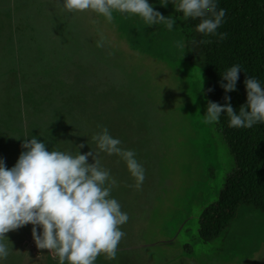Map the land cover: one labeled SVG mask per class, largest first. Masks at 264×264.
Here are the masks:
<instances>
[{"label": "rangeland", "instance_id": "374dc122", "mask_svg": "<svg viewBox=\"0 0 264 264\" xmlns=\"http://www.w3.org/2000/svg\"><path fill=\"white\" fill-rule=\"evenodd\" d=\"M148 2L167 17L161 0ZM113 16L109 23L91 10L69 12L57 0H0V158L12 168L32 136L49 151L98 153L129 220L115 259L102 253L94 264H264L260 211L243 207L227 232L209 243L197 237V214L233 158L215 123H203L205 74L184 59L180 30ZM18 64L23 73L38 68L6 77ZM100 126L136 153L145 169L139 189L130 187L136 181L124 160L92 140ZM32 227L6 234L9 255L0 264H59L37 248Z\"/></svg>", "mask_w": 264, "mask_h": 264}, {"label": "clouds", "instance_id": "9594fccd", "mask_svg": "<svg viewBox=\"0 0 264 264\" xmlns=\"http://www.w3.org/2000/svg\"><path fill=\"white\" fill-rule=\"evenodd\" d=\"M175 11L182 12L185 19H199L196 31L205 36L217 33L226 15L219 9L216 0H171ZM169 0H161L167 6ZM57 5L69 12H92L103 15L113 22L114 12L140 17L148 26L165 24L172 30L176 21L154 10L148 0H57ZM201 40L198 43H207ZM197 41L193 40V44ZM104 46V39L97 47ZM178 46L183 47L182 44ZM239 64L226 69L221 87L225 92L236 90L241 71ZM246 73V72H245ZM223 81H227L224 83ZM247 102L239 111L232 107L231 98L225 95V105L209 100L203 123L219 122L222 113L229 118V127L251 128L264 123V86L259 80L246 75L244 81ZM209 92L212 89H208ZM93 135L97 148L108 155H118L139 189L145 179V169L136 159L133 150L120 147L121 141L113 138L107 127ZM24 151L12 168H7L0 158V259H7L9 248L3 241L7 233L31 224L32 237L39 250L54 252L59 264H94L100 254L106 259H115L117 246L126 235L120 226L128 222L129 216L122 211L117 199L111 196L115 181L109 170L102 167L97 152L89 151L73 155L69 152L49 151L44 142L32 136L21 144ZM79 149L84 144L78 145ZM92 157L94 163H89ZM42 228V233L38 232Z\"/></svg>", "mask_w": 264, "mask_h": 264}, {"label": "trees", "instance_id": "16d2710c", "mask_svg": "<svg viewBox=\"0 0 264 264\" xmlns=\"http://www.w3.org/2000/svg\"><path fill=\"white\" fill-rule=\"evenodd\" d=\"M216 2L218 10H226L223 23L217 29V33L227 34L224 39H220L219 35L198 33L196 26L200 20L185 19L182 12L175 11L171 0L167 4V17L176 21L174 26L184 37V59L204 71L207 102L211 100L225 105L227 101L224 97L227 95L238 112L240 106L247 102L246 75L256 78L264 86V0ZM193 40L197 43L193 44ZM201 40L208 42L198 43ZM236 64L242 68L236 90L226 93L220 86L221 73ZM37 68L29 66L28 73H23L24 68L18 64L7 68L5 76L10 75L11 70L28 76ZM215 126L229 148L233 167L226 173L216 196L197 214L196 234L203 243H209L227 232L239 218L243 207L264 213V123H257L251 128H233L229 127L227 114L222 113Z\"/></svg>", "mask_w": 264, "mask_h": 264}]
</instances>
